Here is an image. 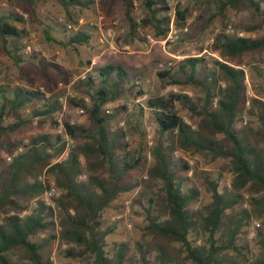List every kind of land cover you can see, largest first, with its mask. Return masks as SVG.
<instances>
[{
	"label": "trees",
	"instance_id": "trees-1",
	"mask_svg": "<svg viewBox=\"0 0 264 264\" xmlns=\"http://www.w3.org/2000/svg\"><path fill=\"white\" fill-rule=\"evenodd\" d=\"M116 1H100L108 15ZM122 1L133 32L143 26L151 28L157 39L168 36L171 24L168 0H143L146 16L140 23L133 17V0ZM204 2L213 6L224 20L228 11H238L246 5L264 22V0ZM59 3L74 25L79 22L74 8L89 9L94 4L92 0H59ZM39 4L40 0H24L22 14L0 15V38L17 64L25 61L23 39L28 32L12 22L24 23L23 15L35 14ZM191 13L188 6L177 7L175 25L185 26ZM91 40L88 31L78 29L66 46L78 50L90 47ZM212 50L222 58L213 60L212 69H207L205 59L193 57L180 67L182 80L169 71L158 73L160 79L171 84L200 88L203 93L200 99L172 93L146 101L159 136L151 151L153 164L145 181L151 192L142 191L148 225L135 244L138 257L130 256L126 242L108 248L107 237L114 233L115 227L103 222L104 212L122 194L142 186L139 181H131L129 174L140 169L144 159L130 150L123 129L111 127L114 115L104 109L118 99L119 89L128 82L129 74L120 65H104L82 82L81 97H67L69 104L86 112L93 123L90 129L69 122L63 124L65 134L76 141L67 159L53 162L65 151L62 135L39 134L24 146L23 153L4 166L0 177V264H53L48 247L56 240L70 245L66 256L81 264L248 262L244 252L248 244L238 246V240L247 236L246 229L254 217L264 219V102L248 97L246 72L241 67L245 54L264 50V36H234L223 31L215 37ZM253 69L264 79L260 67ZM142 95L140 92L139 96ZM63 96L52 92L48 95L41 89L0 85V149L19 147L12 144L11 135L33 119L41 122L48 119L59 126L55 116L63 112L64 104L60 101ZM216 97L219 99L214 107ZM178 106L188 112L195 127L180 115ZM245 112L249 117H258L256 129L249 123L240 127ZM177 150L203 155L210 162L228 161L226 166L234 174L231 186L220 189V181L205 174L212 201L202 209H193L191 205L199 200L201 192L195 185H188L187 178L182 176L191 168L183 160L176 161ZM82 175H86L85 180ZM155 182L160 184L158 192L152 190ZM53 188L59 192V196L52 198L54 208L43 203L46 193ZM246 196L255 207L253 211L242 206ZM34 200L36 207H32ZM257 239L260 256L248 264H264L263 227L257 229ZM10 255L18 260L14 261Z\"/></svg>",
	"mask_w": 264,
	"mask_h": 264
},
{
	"label": "rangeland",
	"instance_id": "rangeland-1",
	"mask_svg": "<svg viewBox=\"0 0 264 264\" xmlns=\"http://www.w3.org/2000/svg\"><path fill=\"white\" fill-rule=\"evenodd\" d=\"M92 1L94 4L89 9L74 8L73 13L79 19L77 25L69 21L59 0H40L35 14L23 15L24 23L13 21L12 24L28 32L23 39L24 48L30 45L33 49L32 54H24L25 61L21 64H17L10 57L0 38V85L23 86L28 89H41L48 95L51 92L64 95L63 112L55 116L59 126H54L48 119H43V122L33 119L11 135L12 144H19V147L0 149V177L4 173V166L9 163L8 158L20 148L24 151V146L39 134L63 136L65 151L53 162L64 161L65 159L62 158L64 153L68 151L69 155L76 141L65 134L63 124L69 122L86 129L93 126L87 113L70 105L67 100L68 96L77 98L82 96L84 81L77 79L83 74L88 78L93 76L95 69L104 65L124 67L129 74L128 82L119 89L118 99L107 104L104 109L114 115L111 127L123 129L127 133L130 150L144 157L142 167L129 174L131 181H139L142 186L130 193L122 194L104 212L103 222L105 226L115 227L114 233L107 237L108 248L126 242L130 247V256L138 257L135 244L141 239L148 225L146 211L142 206V191L151 192L146 188L145 181L148 180V169L153 164L151 151L155 139L159 136L157 124L146 107V101L155 96L168 97L172 93L187 94L195 99L203 96L200 88L171 84L168 80L160 79L158 73L169 71L171 75L177 74L176 77L182 80L180 67L186 59L193 57L205 59L208 62L207 69H212L214 59L222 60L220 54L212 50L213 41L219 33L226 32L231 27L235 31L234 36L243 33L242 36L261 37L264 36V22L262 17L256 15L255 11L246 5L241 6L238 11H228L224 20L214 7L206 5L204 0H168L171 11H176L177 7L188 6L192 13L185 26L175 25L177 29L187 28L188 31L180 32L177 40L165 45L162 43L164 39H157L155 32L149 27L140 26L136 32L132 31L131 23L126 16V6L122 0L116 1L110 15L100 2L104 0ZM133 2L135 5L133 17L140 23L146 16L143 0H133ZM23 3L24 0H0V15L8 12L22 14ZM170 12L169 16L172 17ZM209 18L213 20L210 22ZM250 27H254V31H249ZM78 29L88 31L92 35L90 47L84 46L73 50L66 46V42ZM149 37L153 41H150ZM242 61L241 68L246 72L248 97H255L264 102V79L259 78L253 69L258 66L264 71V50L247 53L242 57ZM207 69L203 71L206 72ZM202 73L200 71V75ZM75 84L79 85L74 87ZM140 92L144 95L139 96ZM218 99L219 97L215 98L214 107L217 106ZM178 108L185 121L195 127V122L188 112L180 106ZM262 116L264 117V114ZM246 123L256 129L259 126L258 117H249L245 112L240 127ZM174 157L176 161L187 162L191 170L183 172L182 176L187 178L188 185H195L201 192L199 200L191 205L193 209H202L212 201L205 174L219 180L220 189L231 186L234 174L232 169L226 166L228 161L219 159L210 162L208 157L181 150L175 151ZM81 163L82 165L85 163L82 157ZM81 179L85 180L86 175H82ZM159 189V183H152L153 191L158 192ZM57 196L59 192L56 190ZM36 203L34 200L32 207H36ZM242 206L248 211H253L255 208L247 196ZM261 227L264 228V219L254 217L250 227L246 229L247 236L243 235L242 239L238 240V246L244 247L246 243L248 244L244 250L248 262L243 264L252 263L260 256L257 229ZM44 237L46 234L40 239ZM70 247L68 244H61L59 240L51 242L48 249L53 264H81L79 260L66 256L65 251ZM231 255L234 253L231 252ZM10 257L14 261L18 260L17 256L10 255Z\"/></svg>",
	"mask_w": 264,
	"mask_h": 264
},
{
	"label": "built area",
	"instance_id": "built-area-1",
	"mask_svg": "<svg viewBox=\"0 0 264 264\" xmlns=\"http://www.w3.org/2000/svg\"><path fill=\"white\" fill-rule=\"evenodd\" d=\"M170 14L172 15L171 24H170V31H169L168 36L162 41V43L165 44V45L168 44L169 42L177 40L179 38L180 32H187L188 31L187 28H185V29H177L176 28V26H175V10H172L170 12ZM226 33L234 35L235 31H234V29H232L230 27V28L227 29ZM242 35H243V33H238V36H242ZM149 39H150V41H153V39L151 37H149ZM32 52H33L32 46L28 45V46H26L24 48V54L25 55H30V54H32ZM169 65L171 66V64H169ZM89 72H90V70H89ZM77 80H79V81H87L88 80V76L86 74H83ZM73 82H76V81H73ZM137 84H139V82H137ZM63 100H64V98L61 97L60 101L63 102ZM244 119H246V118L244 117ZM22 152H23L22 148L18 149L13 156L8 158L9 162H11L15 156L19 155ZM67 155H68V151H66L64 153L62 158L67 159ZM53 196H56V190L54 188L46 193L45 198L43 199V203L46 206H49V207L53 208L54 207V203H53V199H52Z\"/></svg>",
	"mask_w": 264,
	"mask_h": 264
}]
</instances>
